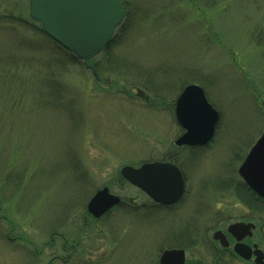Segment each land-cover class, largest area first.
Masks as SVG:
<instances>
[{
    "label": "rangeland",
    "instance_id": "rangeland-1",
    "mask_svg": "<svg viewBox=\"0 0 264 264\" xmlns=\"http://www.w3.org/2000/svg\"><path fill=\"white\" fill-rule=\"evenodd\" d=\"M122 1L108 59L96 57L100 82L75 60L53 68L33 32L0 29V264H152L179 243L173 232L209 219L205 205L224 209L226 223L239 217L236 187L221 182L264 131V0ZM189 84L204 88L220 121L193 163L186 149L178 161L186 202L176 213L118 208L90 225L87 204L104 186L150 204L120 170L174 151V103ZM82 229L90 233L64 263L65 237L70 246Z\"/></svg>",
    "mask_w": 264,
    "mask_h": 264
},
{
    "label": "water",
    "instance_id": "water-1",
    "mask_svg": "<svg viewBox=\"0 0 264 264\" xmlns=\"http://www.w3.org/2000/svg\"><path fill=\"white\" fill-rule=\"evenodd\" d=\"M28 1L29 15L41 24L43 32L62 48L73 53L98 78L94 58L104 49L123 20L124 11L120 1ZM141 95L139 92V96ZM175 106L176 119L186 130L176 140V145H207L213 138L219 114L208 102L203 88L194 84L186 86ZM238 173L254 192L264 198V132L250 149ZM120 174L157 202L173 204L183 194L181 171L169 162L145 163L139 168L125 166ZM119 202L120 198L110 194L105 187L89 201L88 211L99 218ZM240 226L242 224L231 225L229 230ZM221 239L223 242L222 237ZM236 250L239 252L238 247ZM178 253L177 250L167 251L163 260Z\"/></svg>",
    "mask_w": 264,
    "mask_h": 264
},
{
    "label": "flooded vegetation",
    "instance_id": "flooded-vegetation-1",
    "mask_svg": "<svg viewBox=\"0 0 264 264\" xmlns=\"http://www.w3.org/2000/svg\"><path fill=\"white\" fill-rule=\"evenodd\" d=\"M100 55H98L97 57H99ZM102 56L101 58H104V60L108 59V57ZM95 62L96 64L99 63H97L96 58ZM100 80V76H98V78H96V81L100 82ZM219 121L220 113L219 120L216 124L215 132L210 143H208L207 145L197 146L175 145L176 140L186 132V130L178 124L180 126V131L182 130V134L174 142V151H171V153H169L166 158L160 160L161 162H169L174 164L181 171L182 179L184 182V189L181 198L177 202L173 204H164L161 202L154 201L148 196L147 193L142 191L140 188L127 182L129 185L134 186V188L144 194L150 202V204H136L137 201L134 199H124L121 196L114 194L107 185L102 187L101 189L107 187L109 189L110 194L120 198V202L112 206L99 218H96L91 213H89L88 208L86 207L88 216L92 218L90 225L99 224L100 222L108 219L107 217L110 216L111 213H113L114 210L118 208H127L126 210H130L129 212H132V210H136V213L140 210L145 209L155 210L158 213H163L164 211H166L167 213H176L177 209L180 208L181 203L186 202L187 199V175L186 172H184L183 170L184 168H182L183 162H181L180 164L178 161L179 159L187 160V155L189 154V161L193 163L195 161L194 156L196 155V152L193 151L198 150V152H201L199 150H204L206 147H208V145L212 143L217 134ZM184 149H186L187 151L186 156H184V153L186 152H184ZM205 184H207V182H204L202 186L205 187ZM222 184L225 186V188H229L230 185L236 187L237 189V195L239 197L240 204H242V207L239 208V217L237 218V220L226 223L227 220L230 218L225 217L226 214L224 209H221L219 210V212H216L218 204L208 207L205 205L201 208V210L202 213L210 212L211 216H209V219L203 221L202 223H197L196 225L189 226L187 229L173 232V238L179 239V243L171 244V246L163 248L161 251H159L157 255L154 254L152 264H264V198L260 197L243 181L238 171L237 174L235 173V175L230 177L228 181L221 182V185ZM101 189H99L98 191H100ZM84 219L86 221L83 228H87V217L85 216ZM237 223L242 224V226L230 231V226ZM82 233L83 235H86L90 232L86 229L78 231L76 240L74 241L75 243L70 246L68 245V242L66 240L67 237H65L63 249L70 250L72 252H69L68 257L63 260L64 263H67V259H72L73 251L78 250L82 245V242L80 241V236ZM101 233H103V230H101ZM221 237L223 238V242ZM161 247L164 246L162 245ZM236 247L239 248V252H237ZM172 250H177L179 251V253L167 257L165 260H163L164 253ZM81 251L82 253L80 255L83 257L82 254L86 253H84L82 247ZM97 262L100 263L101 260L98 258ZM84 263L92 264L91 262Z\"/></svg>",
    "mask_w": 264,
    "mask_h": 264
},
{
    "label": "trees",
    "instance_id": "trees-1",
    "mask_svg": "<svg viewBox=\"0 0 264 264\" xmlns=\"http://www.w3.org/2000/svg\"><path fill=\"white\" fill-rule=\"evenodd\" d=\"M20 0H5L3 3L0 1V29L2 31H7L11 33H18L21 35H24V32L29 31L33 32L34 39L40 44L38 48L44 44L49 47L50 50H52L53 54V60L52 63H54L55 67L59 66L60 68H63V63L73 62L74 60L76 62H79L75 56L68 51L64 50L62 47H60L58 44H56L53 40H51L46 34L43 32L41 26L39 23H37L35 20L31 19L27 10L24 8V3H19ZM121 3L125 8L124 2L120 0ZM191 2V0H190ZM196 4L193 0V3L191 2V5ZM5 7V8H4ZM128 10V9H127ZM126 13V12H125ZM33 38L32 36H28ZM27 37V38H28ZM215 40L218 38L216 36ZM40 40L43 43H40ZM111 43V42H110ZM110 43L106 46V51ZM50 45V46H49ZM61 54L67 55L69 58L68 60H65V58L61 57ZM2 73V72H0ZM9 241H13L10 236H8Z\"/></svg>",
    "mask_w": 264,
    "mask_h": 264
}]
</instances>
